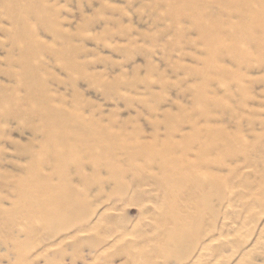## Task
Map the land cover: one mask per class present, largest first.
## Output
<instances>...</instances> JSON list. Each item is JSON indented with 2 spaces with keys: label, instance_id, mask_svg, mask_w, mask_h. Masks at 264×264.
<instances>
[{
  "label": "rangeland",
  "instance_id": "1",
  "mask_svg": "<svg viewBox=\"0 0 264 264\" xmlns=\"http://www.w3.org/2000/svg\"><path fill=\"white\" fill-rule=\"evenodd\" d=\"M0 264H264V0H0Z\"/></svg>",
  "mask_w": 264,
  "mask_h": 264
},
{
  "label": "bare ground",
  "instance_id": "2",
  "mask_svg": "<svg viewBox=\"0 0 264 264\" xmlns=\"http://www.w3.org/2000/svg\"><path fill=\"white\" fill-rule=\"evenodd\" d=\"M43 113H44V112H43ZM46 114H47V113H46ZM40 115H41V114H40ZM46 116H47V115H46ZM52 116H53V115H52ZM55 116H56V115H55ZM59 116H60V115H59ZM63 116H64V115H63ZM61 118H62V117H61ZM70 118H71V117H70ZM43 119H44V118H43ZM57 119H58V118H57ZM57 119H56V120H57ZM73 119H74V118H73ZM43 121H44V120H43ZM54 121H55V120H54ZM61 121H62V120H61ZM71 121H72V120H71ZM74 121H75V120H74ZM44 122H45V121H44ZM75 122H76V121H75ZM48 123H49V122H48ZM54 123H55V122H54ZM60 123H61V122H60ZM68 123H69V122H68ZM80 124H81V123H80ZM47 125H48V124H47ZM64 125H68V124L66 123V124H64ZM70 125H72V124H70ZM70 125H68V128H69ZM73 125H74V127H73V126H72V127L75 128V130H77L78 127L76 126V127H77V128H76V127H75V124H73ZM50 126H51V125H50ZM59 126H60V124H59ZM48 127H49V126H48ZM65 127H66V126H65ZM72 127H71V128H72ZM86 127L88 128V125H86ZM86 127H85V128H86ZM49 128L51 129L52 127H49ZM63 128H64V127H63ZM71 128H70V129H71ZM87 128H86V129H87ZM60 129H61V128H60ZM70 129H69V130H70ZM78 129H79L80 132H81L82 129H81V128H78ZM83 129H84V128H83ZM63 130H64V131H61V132H62L61 135L63 134V132H65V128H64ZM69 130H68V131H69ZM79 130H77V131H79ZM84 130H85V129H84ZM90 130H92V127H91ZM95 130H96V129H95ZM77 131H76V132H77ZM82 131H83V130H82ZM88 131H89V130H88ZM92 131H93V130H92ZM70 132H71V131H70ZM95 132H97V130H96ZM95 132H93V134H94ZM172 132H173V131H172ZM65 133H66V132H65ZM73 133H75V132H73ZM77 133H78V132H77ZM77 133H75V136H76ZM81 133H82V132H81ZM86 133H87V131H86ZM97 133H98V132H97ZM56 134H57V133H56ZM66 134H67V133H66ZM66 134H65V135H66ZM78 134H80V133H78ZM88 134H89V133H88ZM46 135H47V134H46ZM57 135H58V134H57ZM65 135H63V136H64V139H65ZM82 135H83V133H82ZM49 136H50V135H49ZM52 136H54V135H52ZM55 136H56V135H55ZM59 136H60V135H59ZM59 136H57V137H59ZM78 136H79V135H78ZM89 136H91V138H86V136H84V137L86 138V140H87V139L91 140V139H92L91 132H90V135H89ZM101 136L104 137V135H101ZM105 136H107V135H105ZM68 137H69V135L67 136V138H68ZM82 137H83V136H82ZM82 137H81V138H82ZM87 137H88V136H87ZM98 137H99V136H98ZM110 137H111V135H110ZM61 138H63V137L61 136ZM95 138H97V137H95ZM64 139H63V140H64ZM68 139H69V138H68ZM99 139H100V138H99ZM103 139H104V138H102V139H100V140L102 141ZM66 140H67V139H66ZM77 140H78V139H76V141H77ZM86 140H85V141H86ZM95 140H96V139H95ZM106 140H107V138H106ZM112 140H113V139H112ZM46 141H47V140H46ZM60 141H61V140H60ZM68 141H69V140H68ZM78 141L80 142L81 139H79ZM78 141H77V142H78ZM103 141H104V140H103ZM103 141H102V142H103ZM57 142H58V141H57ZM64 142H65V141H64ZM82 142H84L83 139H82ZM86 142H87V141H86ZM88 142L90 143V141H88ZM95 142H96V141H95ZM99 142H100V141H99ZM51 143H52V142H51ZM60 143H61V142H60ZM67 143H68V142H67ZM80 143H81V142H80ZM56 144H57V143H56ZM58 144H59V143H58ZM61 144L63 145L64 143H61ZM69 144H70V143H69ZM69 144H67V145L70 146L71 144H70V145H69ZM72 144H73V143H72ZM82 144H84V143H82ZM82 144H81V146H82ZM75 145H76V144H75ZM75 145H73V146H75ZM93 145H96V144H93ZM105 145H106V143H105ZM107 145H108V143H107ZM113 145H114V144H113ZM165 145H166V144H165ZM55 146H56V145H55ZM55 146H54V148H55ZM77 146H78V145H77ZM79 146H80V145H79ZM79 146H78V147H79ZM84 146H86V147H87L86 149H88V145H87V144H86V145L84 144ZM89 146H90V147H89L88 150H90V148L92 147L91 145H89ZM71 147H72V146H71ZM95 147H96V146H95ZM165 147H166V146H165ZM200 147H201V146H200ZM64 148H65V147H64ZM68 148H69V147H68ZM72 148H73V147H72ZM76 148H77V147H76ZM76 148H75V149H76ZM92 148H93V147H92ZM100 148H101V147H100ZM109 148H111V147H109ZM65 149H67V148H65ZM69 149H70V148H69ZM69 149H68V150H69ZM75 149H72V150H73V153H74ZM84 149H85V147H84ZM96 149H97V148H96ZM96 149H95V150H96ZM103 149H104V148H103ZM105 149H106V146H105ZM163 149H164V148H163ZM93 150H94V148H93ZM97 151H98V150H97ZM70 152H71V151H70ZM77 152H78V151L76 150L75 154H76ZM79 152H80V151H79ZM85 152H87V151H85ZM99 153H100V152H99ZM71 154H72V153H71ZM86 154H87V153H86ZM164 154H165V153H164ZM73 155H74V154H73ZM70 156H71V155H70ZM74 156H75V155H74ZM61 157H62V156H61ZM90 157H91V155H90ZM109 161H110V160H109ZM166 169H168V168H166ZM163 172H164V171H163ZM28 176H29V175H28ZM40 176H41V175H40ZM41 178H43V177H41ZM36 181H37V180H36ZM44 181H45V180H44ZM45 182H46V181H45ZM166 183H167V182H166ZM31 185H32V184H31ZM44 185H45V184H44ZM47 185H48V183H47ZM26 186H27V185H26ZM164 186H165V185H164ZM196 186H197V185H196ZM40 188H41V187H40ZM43 188H44V187H43ZM57 188H58V187H57ZM59 188H60V187H59ZM165 188H166V187H165ZM49 189H50V190H49ZM52 189H53L52 186H51V187L48 186L49 193H48V191H47V192H46L47 194L45 193V197H43V199L46 200V203H49V202L51 203V202H53L52 200H54V202H55V201L57 200V199H56L57 195L54 196V194H51V193H50V191H51V192L54 191V193H55V191H56L57 189H56V190H53V191H52ZM54 189H55V188H54ZM25 190H26V189H25ZM60 190H62V188H61ZM65 191H66V190H65ZM60 192H62V191H60ZM26 193H27V192H26ZM170 193H171V192H170ZM48 194H49V195H48ZM59 194H60V193H59ZM28 195H30V194H28ZM33 195H34V194H33ZM70 195H71V194H69V193H68L67 195H66V194H64V195L62 194V196H61L60 198H58V199L61 200L60 203L63 204L62 206H63V207L65 206L64 208L67 209V210H69V207H70V206H68L66 203H68V201H69V202L72 201ZM26 196H27V195H26ZM58 196H59V195H58ZM30 198H31V197H30ZM30 200L32 201V199H30ZM60 200H58V201H60ZM62 200H63V201H62ZM194 200H195V199H194ZM33 201H34V200H33ZM26 202H27V201H26ZM54 202H53L52 204H54ZM63 202H64V203H63ZM56 203H57V202H56ZM32 204H33V203H32ZM68 204H69V203H68ZM70 205H71V203H70ZM174 206H175V205H174ZM77 209H78V208H77ZM167 213H168V212H167ZM32 214H33V213H32ZM50 218H51V217H50ZM167 219H168V218H167ZM48 221H49V220H48ZM170 221H171V220H170ZM174 223H175V222H174ZM177 224H178V222H177ZM184 225H185V224H184ZM46 226H47V225H46ZM42 227H44V226H42ZM175 229H176V228H175ZM181 230H182V229H181ZM186 233H187V232H186ZM176 235H177V234H176ZM174 236H175V233H174ZM174 236H173V237H174ZM164 237H165V236H164ZM177 237H178V236H177ZM170 238H171V237H170ZM175 238H176V237H175ZM170 241H171V240H170Z\"/></svg>",
  "mask_w": 264,
  "mask_h": 264
}]
</instances>
